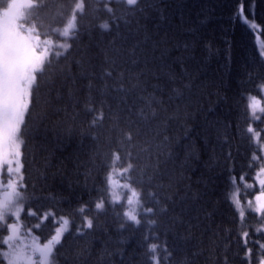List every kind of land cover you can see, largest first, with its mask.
Returning <instances> with one entry per match:
<instances>
[{
	"label": "trees",
	"instance_id": "1",
	"mask_svg": "<svg viewBox=\"0 0 264 264\" xmlns=\"http://www.w3.org/2000/svg\"><path fill=\"white\" fill-rule=\"evenodd\" d=\"M241 3L258 29L237 16ZM87 4L78 39L53 60L33 96L22 149L33 196L27 208L42 204L72 221L56 264H150L143 240L150 229L171 253L166 261L160 253L161 264H249L247 248L257 264L261 218L245 205L241 220L230 195L238 187L242 204L260 191L255 175L264 160L251 159L260 145L246 129L264 125V113L254 122L247 107L264 84V0H140L134 12L112 3L115 18L104 0ZM69 8L70 0H43L19 22L62 41L52 29L62 27ZM104 22L108 30L99 26ZM89 107L104 119L93 124ZM126 152L135 165L133 187L155 209L139 226L123 216V199L108 203L113 154L120 160L112 174L123 184ZM101 197L105 208L95 210ZM81 206L93 220L83 234L75 231ZM23 221L28 228L35 217L25 213ZM48 223L33 229L40 242Z\"/></svg>",
	"mask_w": 264,
	"mask_h": 264
},
{
	"label": "snow or ice",
	"instance_id": "2",
	"mask_svg": "<svg viewBox=\"0 0 264 264\" xmlns=\"http://www.w3.org/2000/svg\"><path fill=\"white\" fill-rule=\"evenodd\" d=\"M42 3L43 0H40V3H35L34 6L39 8ZM112 3H122L128 11L134 12L137 10L140 0H104V10L115 18ZM15 7L14 4H8L0 15V173H4V179L0 180V264H56L58 246L62 247V241L65 234L70 231V224L72 223L67 216L57 215L50 207L45 208L42 204L37 205L34 210L29 203L26 217H35V221L26 229L23 237L20 232V229L24 227L20 216L24 212L25 202H30L33 199V196L27 192L28 185L24 182L22 171V149L25 144L27 129L25 117L32 105L34 94L39 92L40 81L50 70L53 60L67 52L72 46L69 41L78 39L81 29L79 21L88 15V4L87 0H70V8L65 23L62 27L52 29L54 33L63 38L62 41H53L50 37L41 41L40 33L35 30L34 25L26 28L24 24L17 23L19 15L13 11ZM96 10L98 9H94V11ZM243 12V4L241 3L237 10V16L242 23L251 29H258V26L249 21ZM99 26L105 30L109 29L108 22ZM47 35L45 33V36ZM258 51L261 56H264V45H260ZM106 75L111 76L112 73L109 71ZM259 88L264 92V84L259 85ZM247 100L250 116L259 120L260 116H257L256 112L259 110L264 113V106H261L260 101L255 96L249 95ZM88 110L95 112L93 124L104 119L102 110L91 107ZM246 131L252 134L253 143L259 144L260 133L251 124ZM124 135L127 141H132L131 132ZM259 151L262 155H257L255 151L252 153L251 159L253 161L264 160V145H260ZM113 155L112 172L106 177L108 203H119L123 199L125 203L122 208H126L123 216L133 225L139 226L142 223V217L155 215V209L152 206H146L141 199L140 191L133 187L131 173L135 165L131 162L132 153H125L126 166H122L119 170V175L125 180L123 184L113 179L112 173L117 172L115 162L120 160L119 154L114 153ZM260 172L264 173V163L260 165ZM231 180L235 185L236 178L231 177ZM259 183L262 193H264V180H260ZM116 187H122L130 194L122 197L116 191ZM149 195L154 194L150 193ZM238 195L239 188L236 187L230 195V200L241 220H243L245 208L240 203ZM256 199L259 201L260 197L257 196ZM247 206L261 218V226L257 228V232H264V204L253 206L252 202L248 201ZM94 208L95 210H104L105 198L101 197L97 200ZM77 211L81 214V224L75 231L83 234L84 229L93 228V220L85 214L86 206L79 207ZM9 217L13 219L10 220ZM45 221H49L46 225L49 231L44 237V242L41 243L40 234H34L33 229H41L42 226H45ZM146 223L154 226L156 220L148 218ZM242 236L247 243L248 233L243 232ZM27 238H30V242H25ZM143 240L146 244V254L150 264H161V252L164 253L163 259L165 261L171 255L166 244L160 242L155 233L151 232V229L149 233L144 235ZM256 243H259L260 250H264V243H260L258 240ZM4 245L6 248L3 247ZM245 255L251 264L252 249L247 248ZM258 264H264V256L260 258Z\"/></svg>",
	"mask_w": 264,
	"mask_h": 264
},
{
	"label": "rangeland",
	"instance_id": "3",
	"mask_svg": "<svg viewBox=\"0 0 264 264\" xmlns=\"http://www.w3.org/2000/svg\"><path fill=\"white\" fill-rule=\"evenodd\" d=\"M33 2V0H0V15H2V13L4 12L5 8H7L8 4H14L16 5V7L13 9V11L15 13H18L20 10H25L27 6H29L31 3ZM27 12V11H26ZM25 13V12H24ZM260 101V104L261 106H264V93L262 92V95H261V98L258 99ZM256 115L257 116H260V118H262L263 116V113H261L259 110H257L256 112ZM253 121H257L256 119H253ZM252 127L260 133V136H259V145H264V125L259 127V128H256L254 126V123L252 125ZM249 135L252 136V134L249 133ZM256 145V144H255ZM259 155H262L261 152L259 153ZM263 161V160H262ZM23 171V169H22ZM24 173V172H23ZM113 176V174H112ZM115 176H113V179L114 180H117L115 179ZM4 179V173H0V180H3ZM255 180H256V185L259 186V192L256 196H254L253 199L249 200L252 202L253 206H256L258 204H264V193H262V189H261V186H260V183L259 181L260 180H264V173H261L260 172V168L258 170V172L256 173L255 175ZM118 181V180H117ZM116 191L121 194L122 197L126 196V195H129L130 193L127 192L126 189L122 188L120 189V187H116ZM259 196L260 197V200L258 201L256 199V197ZM122 200V199H121ZM242 205L245 207L246 205V208H248L247 206V203H242ZM28 211V208L26 207V205L24 206V212L21 213V216H20V220L22 221L23 219V215ZM9 219H13L12 217H9ZM70 228H71V224H70ZM20 232H21V236L23 237L25 235L24 233V227H22L20 229ZM34 234H36L34 231H33ZM25 242H30V238H27L25 240ZM17 243H20V241H17ZM43 243V242H41ZM258 249H260V246H258ZM263 251V250H261ZM264 256V255H260L257 257V261L259 262L260 258ZM258 264V263H257Z\"/></svg>",
	"mask_w": 264,
	"mask_h": 264
}]
</instances>
